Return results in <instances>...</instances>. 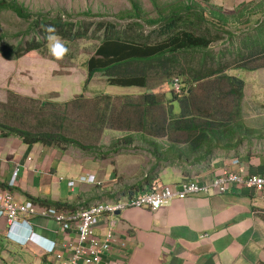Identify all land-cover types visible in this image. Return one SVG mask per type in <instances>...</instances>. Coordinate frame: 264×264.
<instances>
[{
  "label": "crops",
  "instance_id": "1",
  "mask_svg": "<svg viewBox=\"0 0 264 264\" xmlns=\"http://www.w3.org/2000/svg\"><path fill=\"white\" fill-rule=\"evenodd\" d=\"M251 1L259 0H218L213 3L226 11H233L240 5L253 6ZM241 56H237L235 63L241 62ZM234 64L231 68L250 71ZM261 68L251 71L258 72ZM6 79L7 76L0 77V103L6 100L10 87H7ZM242 79L244 99L248 82ZM145 91L147 89L143 88L142 92ZM234 149H216L208 155V160L205 155L196 153L188 155L189 158L180 157L182 160L159 161L144 148L130 151L121 159L124 165L120 164L117 171L122 178L119 184L111 169L99 170L95 166L82 165L81 154L71 156L64 146L29 144L19 135H2L0 130V191L7 188L16 202L29 200L37 208L48 206L33 198L58 201L79 209L97 202L124 200L130 189L128 193L131 195L134 191L151 190L154 186L178 183L183 179L209 182L213 172L222 167L244 176L264 174V153L241 154ZM178 163H185L190 174H184ZM154 164L157 166L151 170ZM16 166L17 173L9 186L8 181ZM88 173L95 177L108 173L111 179L103 181V177H97L102 182L98 186L77 180L80 175ZM150 173L157 174L154 180L149 181ZM69 179L75 180L74 186L68 185ZM117 183L125 190L111 198L108 195H112ZM116 216L115 242L104 256L110 264H264V190L232 185L222 194L201 193L183 199L174 198L156 211L128 207ZM29 220L31 238L19 245L5 239L6 221L0 219V264H58L54 253L60 242L74 238L72 233H61L58 224L50 217L34 215ZM94 228L96 234L102 236L107 225L102 218H97Z\"/></svg>",
  "mask_w": 264,
  "mask_h": 264
},
{
  "label": "rangeland",
  "instance_id": "2",
  "mask_svg": "<svg viewBox=\"0 0 264 264\" xmlns=\"http://www.w3.org/2000/svg\"><path fill=\"white\" fill-rule=\"evenodd\" d=\"M18 1L32 11L42 10L48 17L63 15V18H68L74 23L73 30L85 31L87 36L69 41L62 39L69 48V53L59 61L49 50L52 43L50 41L41 50L30 51L16 61L6 62L0 57V77L7 76V87L10 86L6 100L0 103V121L32 132L60 133L88 145L81 147L74 143H62L60 146H64L71 156H74V153L81 154L82 165L95 166L99 170H104L105 167L111 169L113 177L120 184L122 178L117 175V171L121 159H124L122 157L128 155L130 151H139L140 148L147 150L148 147L140 140L139 133L128 132L126 129L129 119L134 120L132 125H137L135 120L139 112L129 107L128 101H138L143 88L109 85L99 72L83 88L87 76L85 62L98 46L105 23L115 24L116 28H124L136 19L137 16L133 15V1H136L140 8L139 28L148 32L158 24H150L144 20L154 18L158 11H166L172 5H176V0ZM64 10L72 16L68 17ZM259 18H262V15L255 13L250 16L248 22L228 26L233 37H226L227 33L218 30L219 34L226 37L225 40L214 41L207 49L195 51L193 55L184 54L181 60V65L186 68L202 66L199 73H203L205 69H213L217 63L221 69L226 68L227 73L245 78L248 82L245 85L244 99L239 103L236 97L228 92L229 83L220 76H208L195 81L192 85L194 101L203 108V111L209 112L213 108L223 112L234 111L235 118L240 119L242 125L259 130L258 133L245 137L243 130H240L242 126L240 127L238 138L241 141L234 151L241 154L264 153V67L258 72L231 68L235 60L238 61L237 54L233 53L234 47L240 45L243 34L250 32L256 24L255 19ZM30 20L31 18L18 17L7 7H0V35H4L2 40L15 43L19 39L23 41L29 38L33 31L27 32L25 36V33L20 34L17 38L13 35L17 31L25 32ZM98 27L100 28L94 33ZM156 80V77L151 79L152 82ZM171 89L170 82L160 83L151 88L159 95L163 93L165 98L170 96ZM212 93H215V96L210 97ZM106 94L109 98L104 96ZM101 113L105 114V117H99ZM130 129L134 127L130 126ZM127 136L134 139L130 145H124L121 139ZM216 149L218 148L212 151ZM148 152L153 156L150 151ZM121 165L123 167L124 163ZM183 165L186 166L183 169L178 166L185 172L187 165L185 163ZM102 177L103 181L111 179L108 173H104ZM119 184L113 188L109 197L112 198L125 190ZM128 192V197L124 200L129 199Z\"/></svg>",
  "mask_w": 264,
  "mask_h": 264
},
{
  "label": "trees",
  "instance_id": "3",
  "mask_svg": "<svg viewBox=\"0 0 264 264\" xmlns=\"http://www.w3.org/2000/svg\"><path fill=\"white\" fill-rule=\"evenodd\" d=\"M175 2L176 5H172L168 10L158 11L154 18L144 20L150 24H158L152 31L144 32L139 28L140 8L136 1L132 2V9L133 15L137 17L132 23H128L124 28H116L115 24L105 23L98 46L85 62L87 76L83 88L99 72L109 85L147 89L139 96L138 101H128L129 107L139 112L135 120L137 125H132L134 120L129 119L126 125L127 131L139 133L140 140L148 145L146 149L157 161L172 158L182 160L180 157L189 158L188 155L196 153L205 155L208 160V155L215 148L231 149L238 145L241 141L238 138L240 134L238 130L241 126L240 130H243L245 137L258 133L259 130L242 125L241 120L235 118L234 111L223 112L216 108L209 112L203 111L193 98L192 85L195 81L203 80L208 76H220L229 83L228 92L234 95L239 103L243 97L242 78L225 73L226 69H221L217 63L213 69H205L203 73H199L202 66L186 68L181 65V60L184 54L193 55L195 51L207 49L214 41L233 37L228 26L248 22L252 14L259 13L262 18L255 19V26L250 32L243 34L240 45L233 49V53L237 56L242 55L241 62H236L234 65L239 69L250 71L264 67V0L255 3L251 1L253 6L246 8L245 5H240L233 11H226L211 0L186 2L176 0ZM155 6L158 7L156 3ZM0 7L11 9L22 19L31 18L25 32L17 31L13 35L14 38L23 33L25 36L27 32H34L29 38L23 41L19 39L15 43L3 41L4 35H0V55L6 59H19L30 51L44 48L49 43L46 39L49 34L45 31L46 26L49 25L53 26L57 30L56 34L65 41L87 36L85 31L73 30L74 23L68 18H63V15L48 17L42 13V10L32 11L18 0H0ZM64 14L68 17L72 16L65 10ZM134 26L138 28L135 29ZM218 30L228 35L224 38ZM227 42L229 44V41ZM153 77L157 78L155 82L151 81ZM174 79L180 82V92L176 93L171 89L168 98H165L163 93L160 95L152 93V87L169 82L172 86ZM104 96L109 98L107 94ZM211 96H215V93L210 94ZM100 116L105 117V114L101 113ZM130 126L134 129H130ZM0 130L2 135H19L29 144L60 146L62 143H74L88 147L60 133L32 132L1 121ZM121 139L124 145H130L134 140L129 136ZM175 143L185 147L179 148ZM178 165L182 169L186 167L182 163ZM156 166L157 164H154L151 170ZM184 171V174H190L189 168ZM156 176L157 174L150 173L149 181L154 180ZM33 200L56 209H73L72 206L58 201H41L35 198Z\"/></svg>",
  "mask_w": 264,
  "mask_h": 264
},
{
  "label": "built area",
  "instance_id": "4",
  "mask_svg": "<svg viewBox=\"0 0 264 264\" xmlns=\"http://www.w3.org/2000/svg\"><path fill=\"white\" fill-rule=\"evenodd\" d=\"M180 88V82L174 79L172 82L173 91L178 93ZM17 170L16 166L8 181L9 186L13 183ZM238 173L222 167L219 171L213 172L209 182L201 183L191 178L183 179L178 183L162 184L154 186L151 190L137 191L131 194L128 200L97 202L79 209L37 208L29 200L16 202L12 192L5 188L0 191V219L6 221L4 235L11 236L18 243L25 244L32 234L29 217L34 215L50 217L58 224L61 233L74 234L73 239H63L55 251L54 257L58 264H110V261L104 256L109 252L112 243L115 242L116 211L128 207L156 211L174 198L183 199L188 195L201 193L222 194L227 192L232 185L239 188L243 186L255 188L257 191L264 190V174L244 176ZM77 180L96 185L102 184L90 173L80 175ZM74 182L75 180L69 179L67 183L72 187ZM97 218H102V222L107 225V230L102 236H98L95 232L94 223ZM113 264L122 263L114 262Z\"/></svg>",
  "mask_w": 264,
  "mask_h": 264
},
{
  "label": "clouds",
  "instance_id": "5",
  "mask_svg": "<svg viewBox=\"0 0 264 264\" xmlns=\"http://www.w3.org/2000/svg\"><path fill=\"white\" fill-rule=\"evenodd\" d=\"M45 31L49 34L46 37V39L48 41L52 42L51 46H50V49H49L51 54H52V56L55 57V59L58 60V61L64 59V57L66 55H68V53H69V48L63 42L62 38L56 34L57 30L53 26L49 25V26H46ZM4 237H5V239L7 241H10L12 243H16V244H19V245H24V244L18 243L11 236H8V235L5 236L4 235Z\"/></svg>",
  "mask_w": 264,
  "mask_h": 264
},
{
  "label": "water",
  "instance_id": "6",
  "mask_svg": "<svg viewBox=\"0 0 264 264\" xmlns=\"http://www.w3.org/2000/svg\"><path fill=\"white\" fill-rule=\"evenodd\" d=\"M115 213H116V214H118V213H119V211H116Z\"/></svg>",
  "mask_w": 264,
  "mask_h": 264
},
{
  "label": "bare ground",
  "instance_id": "7",
  "mask_svg": "<svg viewBox=\"0 0 264 264\" xmlns=\"http://www.w3.org/2000/svg\"><path fill=\"white\" fill-rule=\"evenodd\" d=\"M84 182V181H83ZM88 183V182H87ZM90 183V182H89Z\"/></svg>",
  "mask_w": 264,
  "mask_h": 264
}]
</instances>
